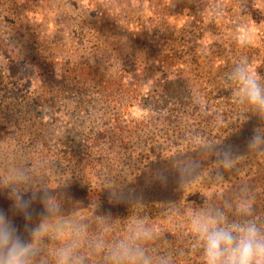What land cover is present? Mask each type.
Here are the masks:
<instances>
[{"label":"rangeland","instance_id":"rangeland-1","mask_svg":"<svg viewBox=\"0 0 264 264\" xmlns=\"http://www.w3.org/2000/svg\"><path fill=\"white\" fill-rule=\"evenodd\" d=\"M245 58L264 86V0H0V101L8 98L0 105V184H12L22 174L28 191L65 200L79 194V201L104 205L112 212L100 226L112 223L126 232L123 223H149L157 239L143 247L154 264L166 256L173 264H203L200 254L189 250L191 237L176 225L208 202L192 205L189 191L182 204L139 206L132 215L126 212V178H132L136 163L127 151L143 144L139 136L127 137L126 123L164 114L170 88H177L170 83L178 80L186 84V94L195 104L243 112L227 74ZM49 79L61 83L52 92L61 85L63 97L33 113L30 97L42 93ZM22 83L27 86L22 88ZM164 92L167 100L161 97ZM32 115L40 121L43 138L32 142L26 136L19 142L16 127H25ZM117 122L114 154L122 159L118 165L107 159L84 176L73 160L45 174L41 160L29 158L43 149L80 155L93 135ZM188 156L166 162L179 163ZM126 159L132 164L126 165ZM241 167L234 175L244 176L234 185L238 194L229 193L235 198L219 197L220 202L215 199L209 205H234L244 188L253 198L255 217L264 221V212L256 211L264 204V174L258 176L264 172V153ZM223 174L203 173L194 182L231 184L230 176ZM52 184L63 187H46ZM90 186L95 187L93 193L80 189ZM191 188L207 196L198 186ZM0 204L12 209L7 190L0 191ZM40 206L38 201L32 205ZM72 219L70 215L51 223L60 232Z\"/></svg>","mask_w":264,"mask_h":264},{"label":"trees","instance_id":"trees-1","mask_svg":"<svg viewBox=\"0 0 264 264\" xmlns=\"http://www.w3.org/2000/svg\"><path fill=\"white\" fill-rule=\"evenodd\" d=\"M50 70L48 69V71ZM36 82L38 81L36 80ZM43 84V92L30 97L33 98L34 103L32 104L33 113L36 110L40 111V107L42 106H54L63 97L59 92L63 90V86L61 85H57V92H52L55 84H61L57 80H45ZM170 84H175L177 88H170L171 92L168 95L170 97V105L164 114L140 121L129 120L126 123L127 137L139 136L143 142L139 147L133 150L129 148L127 151V156L131 157L133 155L132 158L136 159L131 172L132 178L129 181L126 178L125 207L126 212H131V215L134 209L139 206L159 208L165 205L174 206L175 204H182L186 201L185 194L189 191L192 196L190 198L192 205H197L204 201L209 204V202L215 199L220 202L219 197L234 199L235 197H231L229 193L238 194L235 186L239 183L237 181L244 177L237 175L234 178V175L240 172L238 170H241L243 162L245 163L246 160L264 153V116L257 114L246 104L241 105L243 106V112L238 109L235 111H220L219 109L195 104L191 94H186V88L184 87L186 84L183 81L178 80ZM26 86L27 84L22 83V88ZM168 88L164 86V89L167 90ZM12 97L14 98V96ZM161 97L167 100L165 92ZM2 99L4 100L0 101V105L6 102L8 98L2 97ZM28 120L29 122L25 127L19 125L16 127L15 135L18 141L22 142L26 136L32 142L42 140L44 130L38 126L40 121L37 120L36 115H32ZM119 127L120 124L117 122L114 126L103 132L93 135L84 151L79 150L80 155L73 152L58 154L52 153L50 149H43L29 158H32L33 162L41 160L43 164L41 170L45 174L48 172H50L49 174H53L59 171L55 169V166L62 167L67 161L71 162L73 160L77 161V172L84 176L88 173L91 174L92 169L94 170L98 166L97 164L107 159L113 160L118 165L122 162V159L119 156L117 157L116 153L114 154V143L116 141L114 134L119 130ZM4 129L5 127L2 128V131ZM257 135L259 138L253 145L251 143L252 137ZM176 139L181 141H175ZM199 143H204L208 146H198ZM178 155L189 156L179 163L175 161L172 163L166 162L169 159H175ZM224 160L232 162L233 166L225 168L222 163ZM128 164L132 163L126 159V165ZM159 164L165 166L157 168ZM178 172L183 173L184 176L179 175ZM203 173H224L223 178L230 176L231 184L229 185L235 186L228 188L229 185L225 182L199 186L194 180L197 182L198 176ZM261 174H264V172H259L258 176H261ZM161 177H165L166 179H162ZM192 186H198V188L202 189L201 193L205 192L207 196H198V191L195 190L193 192ZM46 187L60 189L63 185L52 184ZM82 187L80 189H86L88 193H93L95 189L93 186L89 188ZM83 192H81L82 195ZM243 195L246 194L241 193L239 198ZM53 198L54 202L60 206V212L52 217L53 220L69 217L70 215L73 217L72 223H66V226L60 231L62 233V237L58 238L60 243L65 242L72 235L74 228L83 227L86 229L87 241H94L99 238L105 241L108 248H111L116 243L127 240L130 230L137 226V223H123L127 227L126 232L117 229L118 225L112 223L100 226L99 222H101V219L108 218L112 212L104 205L82 202L79 194L78 197H70L68 200L62 197ZM79 199L81 200L79 201ZM260 206L261 209H256L258 213L264 212V204L262 203ZM3 208L4 205L0 204V209L4 210L22 230L24 226L23 217L15 214L12 209L7 210ZM33 209L40 212L42 206ZM91 210L94 211L95 215H90ZM83 212L85 214L82 219H78L80 218L79 216H82ZM141 226L151 230L153 232L152 239H157L156 232L149 228V223H141ZM54 247H56L55 243L49 244V254ZM89 251L86 244L81 249V252L85 254L89 253ZM85 264H104V261L99 256L89 255Z\"/></svg>","mask_w":264,"mask_h":264},{"label":"clouds","instance_id":"clouds-1","mask_svg":"<svg viewBox=\"0 0 264 264\" xmlns=\"http://www.w3.org/2000/svg\"><path fill=\"white\" fill-rule=\"evenodd\" d=\"M227 80L234 86L236 102L246 104L257 114L264 116V86L260 77L250 71L247 59L234 65L227 74ZM257 136L252 137L254 145ZM198 146L207 147L199 143ZM227 155V154H225ZM225 168L232 162L222 161ZM166 179L165 177H161ZM25 179L18 175L12 184H0V191L7 190L12 201V210L24 220L23 229L0 209V264H85L89 255L99 256L104 264H154L143 247L153 238V232L141 226V221L130 230L127 240L111 248L105 241L86 240V229L76 227L63 243L62 233L54 229L51 219L60 212V206L47 192L37 193L26 190ZM242 193L247 189L242 188ZM38 201L42 210L36 213L32 205ZM191 237L189 250L199 253L203 264H264V221L254 215L253 198L243 195L233 205L210 206L194 209L186 222L176 225ZM56 247L49 254V244ZM90 250L85 254L82 247ZM155 264H173L172 257H161Z\"/></svg>","mask_w":264,"mask_h":264}]
</instances>
